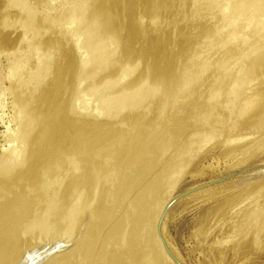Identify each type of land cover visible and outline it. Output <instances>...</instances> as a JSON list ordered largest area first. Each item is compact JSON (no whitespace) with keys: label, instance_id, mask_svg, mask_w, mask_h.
<instances>
[{"label":"rangeland","instance_id":"obj_1","mask_svg":"<svg viewBox=\"0 0 264 264\" xmlns=\"http://www.w3.org/2000/svg\"><path fill=\"white\" fill-rule=\"evenodd\" d=\"M38 262L264 264V0H0V264Z\"/></svg>","mask_w":264,"mask_h":264},{"label":"bare ground","instance_id":"obj_2","mask_svg":"<svg viewBox=\"0 0 264 264\" xmlns=\"http://www.w3.org/2000/svg\"><path fill=\"white\" fill-rule=\"evenodd\" d=\"M255 1H257V0H255ZM258 3H260V0H258ZM262 3H263V2H262ZM96 120H97V119H96ZM70 131H71V130H70ZM63 135H64V134H63ZM55 139H56V138H55ZM45 248H46V247H44V249H45ZM42 249H43V247H42ZM46 249H47V248H46ZM46 249H45V250H46ZM45 250H44V251H45ZM49 250H50V249L48 248V251H49ZM40 251H41V249H40ZM42 251H43V250H42ZM46 251H47V250H46ZM48 251H47V255H48L52 250H51L50 252H48ZM37 252H38V253H35V254H37V255L40 254V253H41V256H42V255H44V256L46 255V252H45V254H42V252L39 253V251H37ZM35 254L33 253V254H31V255L34 256ZM27 255H29V254H27ZM33 256H32V257H33ZM35 256H36V255H35ZM35 256H34V257H35ZM39 256H40V255H39ZM25 257L28 258V256H25ZM25 257H24V258H25ZM30 257H31V256H30ZM34 257H33L32 259H34ZM36 258H38V257H36ZM36 258H35V259H36ZM39 258H40V257H39ZM41 258L43 259V257H41ZM41 258H40V259H41ZM32 259H31V261H32ZM26 260H27V259H26ZM24 261H25V260H23V262H24ZM31 261H30V258H29V262H31ZM35 261H38V260H35ZM40 261H41V260H40ZM43 261H44V260H43ZM26 263H27V262H26ZM33 263H34V262H33ZM40 263H41V262H40ZM40 263L38 262V264H40ZM20 264H21V263H20ZM23 264H25V263H23ZM29 264H30V263H29ZM31 264H32V263H31ZM36 264H37V263H36Z\"/></svg>","mask_w":264,"mask_h":264}]
</instances>
